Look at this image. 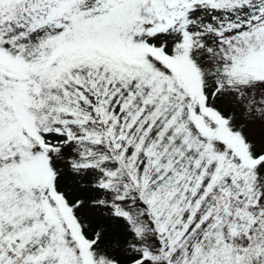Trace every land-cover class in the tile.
<instances>
[{"label":"snow or ice","instance_id":"6c2138e0","mask_svg":"<svg viewBox=\"0 0 264 264\" xmlns=\"http://www.w3.org/2000/svg\"><path fill=\"white\" fill-rule=\"evenodd\" d=\"M0 264H264V0H0Z\"/></svg>","mask_w":264,"mask_h":264}]
</instances>
